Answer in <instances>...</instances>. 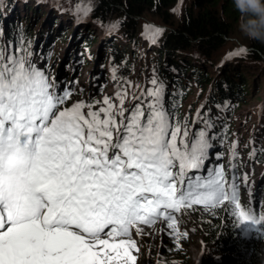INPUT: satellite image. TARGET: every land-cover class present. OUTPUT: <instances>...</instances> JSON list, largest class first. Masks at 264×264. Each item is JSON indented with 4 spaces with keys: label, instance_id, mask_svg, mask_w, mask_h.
I'll use <instances>...</instances> for the list:
<instances>
[{
    "label": "snow or ice",
    "instance_id": "snow-or-ice-1",
    "mask_svg": "<svg viewBox=\"0 0 264 264\" xmlns=\"http://www.w3.org/2000/svg\"><path fill=\"white\" fill-rule=\"evenodd\" d=\"M149 84L64 107L71 91L31 53L0 51V264H134L131 229L163 220L178 237L173 213L192 205L229 201L241 221L264 222L241 209L222 167L200 174L209 119L189 138L163 82Z\"/></svg>",
    "mask_w": 264,
    "mask_h": 264
},
{
    "label": "trees",
    "instance_id": "trees-1",
    "mask_svg": "<svg viewBox=\"0 0 264 264\" xmlns=\"http://www.w3.org/2000/svg\"><path fill=\"white\" fill-rule=\"evenodd\" d=\"M20 1H24L26 10L29 8L39 10L37 18L45 17L50 12L55 14L48 26H41L42 33H45L43 30L50 31L52 26L55 27L52 31L53 37L61 33V29H58L60 14L67 13L70 25L73 27L72 35L74 40L79 42L80 52L89 50L94 57L91 62L86 58L84 63H99L103 71L102 61L108 56L110 68L114 69L118 90L123 91L127 88L134 68L139 64L141 71L145 70L147 72L145 75L149 79L157 76L165 88V108L174 114L175 121L181 127L187 126L189 135L194 128L195 132L204 129L203 120L209 119L212 124L209 129L212 145L209 154L219 149V141L226 146H233L231 126L227 127L229 119L215 122L212 111L215 108L232 111V106L235 105L233 108L235 112L238 107L245 104V98L250 94L244 84L247 82L246 76H243L246 73L240 72V75L239 71L235 72L231 69L252 71L251 68L254 65V70L261 67V72L264 74V43L253 42L249 57L245 60L234 54L236 49L228 46V39L234 35L231 23L236 25L238 13L234 10L231 0H95V6L91 10L85 7L83 0L64 2L61 0H0V50L4 47L1 41L3 34L6 43L11 44L14 51L32 47L33 54L43 60L42 44H37L35 32L31 30L30 22L34 16L31 19L30 16L25 17L24 27H20L21 23L16 21V15H20ZM47 1L52 3V6ZM185 3H189L188 9L184 11L172 31H169L168 26L173 25L169 14ZM47 5L48 10L45 9ZM219 5L220 9H217ZM146 15L159 17L162 24L166 26L150 40H156L153 45H150L149 39L143 34V26L141 27V20ZM70 25H68L69 29ZM98 29L101 35H98ZM93 37H102L99 44V50L101 48L99 56H97L98 52H91L94 44ZM68 40L67 38L63 42ZM83 59L85 58L77 56V63ZM70 66L61 68L63 71L57 76L59 83L66 79V68ZM200 69L207 71L201 75ZM213 69L225 71L214 75L211 71ZM239 76L242 77L239 78ZM194 88L199 90L197 102L189 104L187 113H184L182 103L189 97L190 90ZM203 100L205 105L202 108L200 104ZM71 101L72 97L69 98V103ZM234 154L236 156L234 159L242 158L239 154ZM260 154L261 152L254 148L249 152L248 157H258V161L263 163L264 154ZM221 163L229 165L227 162ZM223 169L226 171L225 168ZM191 207L199 212L198 220L202 218L200 225L205 233L207 248L211 247V252L219 254L218 257H211L208 264L258 262L259 245L264 244V225L254 226L251 222L253 223L251 227L245 221H241L234 215L235 208L229 201L205 210ZM191 207L185 208L184 213L187 214L186 211ZM223 213L225 217L222 216ZM165 246L166 254L172 258L167 264H184L183 256L179 251L175 250L171 244ZM162 251L163 249L160 253Z\"/></svg>",
    "mask_w": 264,
    "mask_h": 264
},
{
    "label": "rangeland",
    "instance_id": "rangeland-1",
    "mask_svg": "<svg viewBox=\"0 0 264 264\" xmlns=\"http://www.w3.org/2000/svg\"><path fill=\"white\" fill-rule=\"evenodd\" d=\"M66 1V0H61ZM85 7L88 10H91L95 6V0H83L82 1ZM47 3L52 6V3L47 1ZM20 15H16V21L20 24V27H24L25 17L34 16L31 23V30L35 32V36L37 37V44H42V52L44 53L45 60H41L33 54L32 47L24 48L27 53H31V60L41 69H43L49 77L51 76H59L63 70L62 67H66V79H64V84L71 86L74 89L72 101H69L64 105V107H71L73 103L83 101L85 103L90 101H102L105 97H109L113 99L115 102V93L118 91L116 87V79L114 74V69L110 68V58L104 57L102 61L103 71H101L99 63H88L85 64L84 60L78 61L77 56H82V58H88V61L91 62L93 60L92 54L86 51L80 52L78 46L79 42L74 40L72 31L73 27L70 25L69 15L67 13L60 14L58 21V29H61V33L58 36L53 37V30L55 27L52 26V30H43L45 33H42L41 26H48V23L54 18L55 14L50 12L45 17H38V11L24 8V1H20ZM189 3L181 4L169 14L172 18L171 21L173 25L171 27L168 26V30L172 31V29L176 26L178 21L183 16L184 11L188 9ZM220 9V5L216 7ZM45 9L48 10V5L45 6ZM176 10V11H174ZM232 24V28L234 30V35L228 39V46L236 49L235 53L238 52L239 49L243 48L245 51L242 54L237 56L241 57L245 60L248 58V54L251 51L252 41L243 38L239 32L236 30L235 24ZM70 25V29L68 28ZM143 26V34L150 39L155 38L160 29H165L164 26L159 19V17L155 15H146L141 20V27ZM75 28V27H74ZM158 28V29H157ZM98 35H101L100 29H98ZM39 32L41 34L39 35ZM69 39L67 42H63L66 39ZM94 44L91 49V52L101 53V48L99 50V44L102 40V37H93ZM1 41L4 44L2 50H13L11 44L6 43V38L2 34ZM156 41V40H155ZM155 41H150V45L155 44ZM101 55V54H100ZM76 56L75 61L73 58ZM88 56V57H87ZM144 59V57H143ZM264 59V57H263ZM63 61V62H60ZM253 69L250 70H239L231 69L232 71L241 72L246 76L247 82L246 90L250 94L247 98H245V104L241 105L233 111L235 105L232 106V111L228 109L220 110L215 108L212 111V117L215 122H219L221 120L228 121V126H231L230 131L232 132V138L234 140V151L236 154L238 153L242 158L234 160L229 165H223L221 163L222 168H225L226 174L231 175L232 179L235 183L236 194H237V202L240 204L241 209L244 211H250L256 216L264 215V162H259L258 157H248L249 152H251L254 148H256L260 155L264 154V74L261 72V67L259 69H255V66L252 65ZM201 70V69H200ZM199 70V72H200ZM210 71V69H208ZM230 70V69H229ZM57 71V72H56ZM207 70H201L200 74L204 75V72ZM214 75L223 73L224 69H213ZM147 73L145 70L141 71V65L139 64L134 68V72L131 76V80L129 82L130 85H139V87H129L127 86V91L129 95L135 94L140 95L142 89L150 87L149 78L145 75ZM240 73V75H241ZM209 76V75H208ZM242 76H239V78ZM244 81V80H242ZM191 92L188 93V98L185 99L184 103H182V110L184 113H187L189 104L197 102V95L199 94L198 89H192ZM206 96H207V88H206ZM205 100L202 101L200 107H204ZM126 107L131 106V102L126 101ZM96 107H99L97 105ZM235 110V109H234ZM85 111H87L85 109ZM194 128L192 133L189 135L191 138L196 132ZM183 132V127H182ZM220 149L223 151L222 154L218 156L213 153L209 154L208 159L205 162L204 168L207 170L211 167H215L216 163L214 162V158H217L216 162H228L232 159L230 158V151H228L227 147L220 145ZM220 153V152H219ZM220 159V160H219ZM190 174H196L195 172H190ZM232 206L235 208L234 204ZM247 208V209H245ZM207 209V208H205ZM186 213L182 215L176 216V227L179 232V236L177 237L173 234L171 229H168L167 226H162L161 224L158 228L154 227L153 229H143V231L137 234L136 230L134 231V236L136 243V248L138 251H141L137 256V261L134 264H167L172 258L170 255L166 254V244H171L172 247L179 251L183 256L184 264H208V261L211 257L217 256L219 254L211 252V247L207 248V244L205 241V233L201 229L199 212L192 207ZM221 213V211L219 212ZM219 215V214H218ZM220 216V215H219ZM225 217V213L222 215ZM221 217V216H220ZM220 222V219H219ZM259 224L264 225V222H260ZM142 237V238H140ZM258 250V262H253V264H264V244L259 245ZM163 249L162 253L160 250ZM131 254L133 255V249L131 250ZM207 255V256H206ZM206 256V258H204ZM175 259V258H174Z\"/></svg>",
    "mask_w": 264,
    "mask_h": 264
},
{
    "label": "clouds",
    "instance_id": "clouds-1",
    "mask_svg": "<svg viewBox=\"0 0 264 264\" xmlns=\"http://www.w3.org/2000/svg\"><path fill=\"white\" fill-rule=\"evenodd\" d=\"M238 13L236 30L252 41L264 43V0H231Z\"/></svg>",
    "mask_w": 264,
    "mask_h": 264
}]
</instances>
